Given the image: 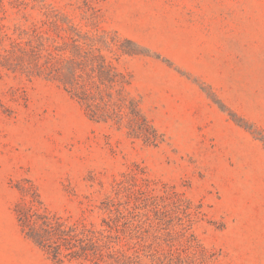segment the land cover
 <instances>
[{"label": "rangeland", "instance_id": "obj_1", "mask_svg": "<svg viewBox=\"0 0 264 264\" xmlns=\"http://www.w3.org/2000/svg\"><path fill=\"white\" fill-rule=\"evenodd\" d=\"M21 2L0 1V264H249L238 217L264 197V0ZM76 35L105 38L92 58L126 80L108 91L136 104L139 138L127 107L122 125L92 121L58 82ZM32 210L102 251L53 260L25 236Z\"/></svg>", "mask_w": 264, "mask_h": 264}, {"label": "trees", "instance_id": "obj_2", "mask_svg": "<svg viewBox=\"0 0 264 264\" xmlns=\"http://www.w3.org/2000/svg\"><path fill=\"white\" fill-rule=\"evenodd\" d=\"M4 1V0H0ZM37 0H22L20 5L28 6L37 4ZM16 2V1H14ZM38 6H42L39 2ZM72 39V48L69 50V60L61 62L55 68L58 82L85 108L88 117L95 122H112L122 125L126 117L123 116L122 109L127 107L130 111L132 121L127 122L128 134L139 138L144 133L142 128H148L147 122L139 115L137 106L133 100L128 99L123 94V87L117 91V103L112 104L108 89L115 84H126V80L121 74L116 73L113 68L105 65L103 57L97 62L92 58L94 51H99L97 45L105 47V38H93L78 35ZM123 44L130 46L134 50L120 49L124 55L137 54L138 47L127 40H121ZM56 54H61V50L54 49ZM91 52V54H90ZM85 77V78H84ZM140 128H135L134 124ZM133 125V126H132ZM19 213V211H18ZM23 221L27 223L25 236L50 254L53 260L59 262L62 250L68 253L70 258H84L87 255L95 258L97 252H101V246L97 245L95 236L87 230H77L74 227H67L61 219L49 215L45 210H32L30 215L25 216L20 213ZM19 217V215H18ZM21 221V218H20ZM31 224V226H29Z\"/></svg>", "mask_w": 264, "mask_h": 264}, {"label": "crops", "instance_id": "obj_3", "mask_svg": "<svg viewBox=\"0 0 264 264\" xmlns=\"http://www.w3.org/2000/svg\"><path fill=\"white\" fill-rule=\"evenodd\" d=\"M213 88L214 80H198ZM223 80L220 82L222 83ZM218 80H216V83ZM258 203L253 206H249L248 214L239 215L240 225V240L244 243L245 248L241 251L244 255V262L253 263V259L250 258L252 254H257L250 245L262 246L261 251L264 253V197L258 199ZM240 209V207H239ZM240 212V211H239ZM256 264H264V260L258 258Z\"/></svg>", "mask_w": 264, "mask_h": 264}]
</instances>
